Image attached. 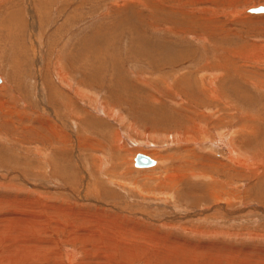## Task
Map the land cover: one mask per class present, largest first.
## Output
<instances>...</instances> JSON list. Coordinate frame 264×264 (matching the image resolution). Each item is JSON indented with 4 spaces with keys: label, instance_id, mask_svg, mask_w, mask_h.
<instances>
[{
    "label": "rangeland",
    "instance_id": "1",
    "mask_svg": "<svg viewBox=\"0 0 264 264\" xmlns=\"http://www.w3.org/2000/svg\"><path fill=\"white\" fill-rule=\"evenodd\" d=\"M260 4L0 0V264H264V12H246ZM207 70L218 101L199 94ZM240 124L245 175L196 143ZM61 207L106 215L123 242L61 243Z\"/></svg>",
    "mask_w": 264,
    "mask_h": 264
},
{
    "label": "bare ground",
    "instance_id": "2",
    "mask_svg": "<svg viewBox=\"0 0 264 264\" xmlns=\"http://www.w3.org/2000/svg\"><path fill=\"white\" fill-rule=\"evenodd\" d=\"M256 5V4H255ZM258 6V5H257ZM254 7V5H253ZM252 8V7H251ZM250 9V8H249ZM249 9H246L245 11L248 12V13H256V12H249ZM258 13V12H257ZM260 13H263V12H260ZM15 24V23H14ZM10 27V26H9ZM12 27V26H11ZM15 27V26H14ZM16 28V27H15ZM15 31V30H14ZM166 56V55H165ZM215 70V69H214ZM220 70V69H219ZM208 73H210V75H208L207 73V78H209V84H210V88L209 87H203L205 90H201L198 83H195L197 87H199V94H203V95H206L207 96V93L208 95L210 94V97L215 99L216 101H218L219 99H221V95L219 94V86L217 84V81H219V78H220V74L221 72H219L220 74H218L217 72H211L210 70H207ZM206 71V72H207ZM225 72V71H224ZM63 76L61 74V72L58 70V73H57V80H59V82L61 83V85L65 84V81L59 77V76ZM203 78V79H202ZM206 77L202 76L201 79L203 82L205 80ZM0 80H3V78L0 77ZM190 80V79H189ZM182 83L184 85L183 88H185V79H182ZM67 84V83H66ZM70 84V83H69ZM128 85V84H127ZM182 85V86H183ZM58 86V85H57ZM71 86V84H70ZM195 86V87H196ZM187 89V88H185ZM207 91V92H206ZM59 94V93H58ZM80 94H84L83 92L80 93ZM87 96V98L89 100H92L94 101V99L96 100V103H99V99L97 97V94L95 93V91L93 92L92 91V94L89 95L88 91H87V94H84ZM83 95V96H84ZM201 95V96H203ZM85 97V96H84ZM204 97V96H203ZM223 99V98H222ZM212 101V99H211ZM227 103V102H226ZM98 106V105H97ZM94 107V106H93ZM102 110H106V108H101ZM99 110V109H98ZM116 111V110H115ZM96 112V111H95ZM105 112V111H104ZM219 113V112H218ZM104 114V113H103ZM120 117V116H119ZM123 118V116H122ZM88 121V123L91 125L92 122L90 119L86 120ZM246 126V127H245ZM244 124H240L239 126H235L233 129H229V132L228 133V137H225L227 138L224 142H214L213 141L210 143V141L208 140H203L201 142H197V144L199 145H202V146H206L207 148H211V146H215L214 149H217L218 152L222 155H227L228 159L230 160L231 163H233V165H235V168L238 170V173L241 174V173H244V175L247 173V171H249L251 168H254V165L252 163L251 167H250V163L249 162V159H250V156H249V159L245 156V154L243 152L240 151V145L241 144H244V141H245V138H246V135L248 137V134L247 133L248 131H246L247 129V125ZM220 135V134H219ZM221 136V135H220ZM222 138V137H219V139ZM224 139V138H222ZM218 141V140H217ZM245 146V145H244ZM226 150L227 152H225V154H223L222 152ZM151 157V156H150ZM226 157V156H225ZM186 162V161H185ZM157 163V161H156ZM156 165V164H155ZM154 165V166H155ZM258 169V168H257ZM256 169V170H257ZM236 170V171H237ZM252 170V169H251ZM201 171V170H200ZM255 171V170H254ZM253 171V172H254ZM252 173V172H251ZM87 174V173H86ZM171 172L170 170L168 171V175L169 178L168 179H173L170 175ZM170 181V180H169ZM170 185V184H169ZM172 185V184H171ZM90 187V186H88ZM72 193V192H71ZM213 198H217L215 195L213 196ZM220 203V202H219ZM217 203V204H219ZM222 203V202H221ZM220 203V204H221ZM222 205V204H221ZM259 206V205H258ZM62 211H67V214H68V217L70 218L71 221H68L69 224H71V226H67L65 225V228H62L60 227L65 233V236H64V239H59V241L65 245H70L71 243L72 244H76L78 241L80 242H83V243H87V244H91L93 245L94 243H98L99 241L103 240V241H107L106 239H104L102 237L103 236H107L106 233L108 232H112V233H115L117 232V228L116 226L112 223V221H109V219L106 217V215H102V218H97V220H95L94 218V215H90V214H83V213H80L78 212L77 210H74V209H68V207H61L60 208ZM121 209V208H120ZM122 211V210H121ZM80 214H82L84 217L86 218H90L88 219L87 221H84V219H82V216H80ZM78 219H81L83 220L84 222L88 223V225H83V227L80 229V230H77L74 229V222H77ZM112 220V219H111ZM67 221V220H66ZM78 226V225H77ZM85 226V227H84ZM120 228L123 229L122 227H124V225H121L119 224ZM132 228H133V231L136 229L135 225L132 224ZM125 229V227H124ZM89 230H93V231H89ZM66 232L68 233V235L66 234ZM115 235L118 237L120 236V234H117L115 233ZM125 236V235H124ZM112 238H115V236H112ZM124 239V237H123ZM109 240V239H108ZM119 240L121 242H123V240H121V236L119 238ZM126 241V240H125ZM128 241V240H127ZM126 241V242H127ZM120 242V243H121ZM100 246V245H99ZM70 252L67 254L68 258H70L72 261L73 260V257H76L78 255V250H79V247H72L70 246ZM82 249L84 250L85 253L87 254H93V253H96L98 248H93L92 246L90 245H87V246H84L82 247ZM113 251V250H112ZM122 252V251H121ZM94 255V254H93ZM99 256V255H98ZM101 259H103L104 261L107 260L108 258H113L114 259V255H110L109 253V256H99ZM109 260V259H108ZM99 261V260H97ZM110 261V260H109ZM111 264H116L117 262L115 261H110ZM6 264H9L6 262Z\"/></svg>",
    "mask_w": 264,
    "mask_h": 264
},
{
    "label": "water",
    "instance_id": "3",
    "mask_svg": "<svg viewBox=\"0 0 264 264\" xmlns=\"http://www.w3.org/2000/svg\"><path fill=\"white\" fill-rule=\"evenodd\" d=\"M264 7L254 6L249 9V12H263ZM156 164V160L144 153H137L135 156V166L137 167H152Z\"/></svg>",
    "mask_w": 264,
    "mask_h": 264
}]
</instances>
